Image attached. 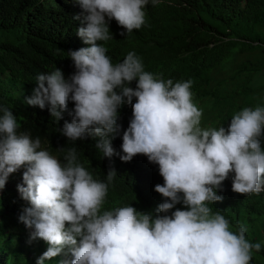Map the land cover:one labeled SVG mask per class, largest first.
<instances>
[{"label": "clouds", "instance_id": "9594fccd", "mask_svg": "<svg viewBox=\"0 0 264 264\" xmlns=\"http://www.w3.org/2000/svg\"><path fill=\"white\" fill-rule=\"evenodd\" d=\"M72 1L74 17L82 22L69 43V65L76 70L45 67L26 103L47 106L56 122L68 111L71 122L65 120L58 131L73 143L99 137L95 147L103 157L129 162L137 154L147 156L164 180L155 185L167 198L157 213L181 202L186 209L155 216L132 205L101 211L116 169L109 167L106 182L94 179L78 162L75 147L61 148V161L41 147L39 137L18 133L12 110L0 107V189L11 173L25 168L17 189L29 206L19 220L30 230L29 242L42 239L48 245L36 264L59 255L65 257L60 264H250L261 244L246 239L245 225L230 230L229 221L209 205L223 200L217 190L230 173L233 192L264 190V107H245L226 128H214L205 122L213 98L195 90L192 80L154 76L135 49L113 64L110 42L139 30L146 5L159 0ZM125 103L132 119L121 153L111 140L121 128L118 108Z\"/></svg>", "mask_w": 264, "mask_h": 264}, {"label": "trees", "instance_id": "16d2710c", "mask_svg": "<svg viewBox=\"0 0 264 264\" xmlns=\"http://www.w3.org/2000/svg\"><path fill=\"white\" fill-rule=\"evenodd\" d=\"M71 3L76 5L72 0H0V107L12 110L18 133L39 137L41 147L61 161V148L75 147L78 162L94 179L106 182L109 167L116 169L101 211L132 205L155 216L186 209L181 202L168 213H157L167 198L155 191V185L164 180L158 164L147 156L137 154L129 162L116 155L103 157L95 147L99 137L73 143L58 131L65 120L71 122L68 111L56 122L47 106L41 109L26 103L45 67L50 72L76 70L69 65L68 51L82 22L74 17ZM144 11L145 24L139 30L117 35L110 42L108 56L113 64L135 49L144 70L155 71L154 76L192 80L195 90L213 98L205 122L214 128H226L245 107H264V0H159L155 6L150 2ZM73 108L74 102L69 100L68 109ZM131 119L132 107L125 103L118 108L121 128L111 140L117 152L122 153L123 131ZM261 144L264 148V137ZM24 170L21 167L11 173L0 192V264H36L48 247L42 239L29 242L30 230L19 220L29 206L17 189L23 183ZM233 176L230 173L217 190L223 200L209 207L229 221L230 230L246 226V239L261 244L259 252L253 249L250 264H264V190L249 195L233 192ZM64 258L59 255L45 264H60Z\"/></svg>", "mask_w": 264, "mask_h": 264}, {"label": "rangeland", "instance_id": "374dc122", "mask_svg": "<svg viewBox=\"0 0 264 264\" xmlns=\"http://www.w3.org/2000/svg\"><path fill=\"white\" fill-rule=\"evenodd\" d=\"M0 192H1V189H0Z\"/></svg>", "mask_w": 264, "mask_h": 264}]
</instances>
